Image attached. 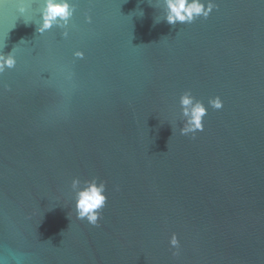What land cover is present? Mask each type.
Wrapping results in <instances>:
<instances>
[{
  "label": "water",
  "instance_id": "95a60500",
  "mask_svg": "<svg viewBox=\"0 0 264 264\" xmlns=\"http://www.w3.org/2000/svg\"><path fill=\"white\" fill-rule=\"evenodd\" d=\"M214 2L170 25L166 0H69L67 38L37 32L44 0L0 3L17 61L0 73V264H264V0ZM185 91L207 108L195 138ZM74 178L106 183L97 227Z\"/></svg>",
  "mask_w": 264,
  "mask_h": 264
},
{
  "label": "clouds",
  "instance_id": "9594fccd",
  "mask_svg": "<svg viewBox=\"0 0 264 264\" xmlns=\"http://www.w3.org/2000/svg\"><path fill=\"white\" fill-rule=\"evenodd\" d=\"M3 0H0L2 3ZM168 12L165 20L170 25L191 24L197 18L207 19L210 14L217 8L214 0H166ZM30 0H20L19 13L23 17ZM75 13V8L69 3V0H44V6L40 12V21L35 22L37 32L43 35L50 31L54 26L65 29L62 36L67 38L69 21ZM143 15V12H140ZM86 22L91 23V18L86 17ZM158 23L159 20H156ZM28 23V22H26ZM75 58L83 59V52L76 51ZM16 58L14 53L8 55H0V73L5 68L12 69L16 66ZM180 118L183 127L179 129L180 135H191L195 138V134L204 131V118L207 116V108L201 100H197L191 91H185L179 98ZM208 107L215 111L222 110L223 101L219 96L208 100ZM71 187L75 192L74 209L76 219L86 221L93 227L99 226L102 219L101 212L107 203L106 183L99 181L97 178L81 181L74 178L71 181ZM170 249H174L173 256L179 255L180 241L176 233H172L168 241Z\"/></svg>",
  "mask_w": 264,
  "mask_h": 264
}]
</instances>
